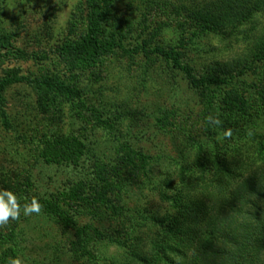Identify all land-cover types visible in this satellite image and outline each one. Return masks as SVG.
<instances>
[{"label": "trees", "instance_id": "1", "mask_svg": "<svg viewBox=\"0 0 264 264\" xmlns=\"http://www.w3.org/2000/svg\"><path fill=\"white\" fill-rule=\"evenodd\" d=\"M115 1L92 0L86 10L85 31L57 47L63 59L71 69L83 72L91 71L118 49L140 54L147 60V68L158 63L186 82V88L200 98V119L198 112L192 117L187 102L181 99L174 108L178 115L174 120L167 117L172 111L155 115L156 129L181 141L176 158L168 161H159L157 147L149 152L139 143L144 138L153 140L154 135L132 138L136 145L115 141V148L105 154L92 146L83 128L73 133L45 128L38 156L49 165L71 171L59 186L43 192L40 183L33 186V180L27 178L17 191L14 188L15 194L22 205L25 198L39 200L40 215L66 232L65 247L75 260L95 264H264V0H206L201 4L176 0L181 2L178 5L169 0H142L145 25L156 21L152 17L155 8H163L170 14L167 17L176 20L179 35L173 42H150L149 37L139 40L137 31L136 44L127 47L123 42L134 37L133 31L128 35L131 19L125 20L127 33L117 30L105 36L102 29L111 19ZM245 24L250 28L241 30ZM208 35L227 40L226 47L233 45V39L244 45L225 62L204 59L196 64L190 52L197 51ZM12 50L10 36L0 33V52ZM215 50L218 45L209 49ZM22 78L13 69L0 75V121L6 128L10 124L5 91ZM33 83L36 110L43 115L51 110L54 120H62V104L67 101L70 106L93 110L87 103L90 88L86 84L67 83L56 75ZM117 112L111 109L112 117L101 119L112 140L117 139L110 136ZM209 116L222 124H210ZM77 118L79 113L73 115L74 126ZM227 129L232 131L230 138L224 136ZM132 198L133 207L129 205ZM80 218L86 219L80 223ZM15 228L0 232L7 245L0 250V264H7L10 257L30 264V252L46 249L62 253V247L47 244L21 245L26 233ZM143 236H147L144 245ZM102 243L117 246L121 256L104 255L99 249ZM32 262L40 264L35 259Z\"/></svg>", "mask_w": 264, "mask_h": 264}, {"label": "rangeland", "instance_id": "2", "mask_svg": "<svg viewBox=\"0 0 264 264\" xmlns=\"http://www.w3.org/2000/svg\"><path fill=\"white\" fill-rule=\"evenodd\" d=\"M141 1L116 0L112 6L111 19L102 26L105 36L116 33L117 30L127 33L125 20L131 19L132 26L128 35L133 31L134 37L124 41V47L128 44L134 46L137 35L139 40L149 37L150 42H173L178 38L176 20L173 16L167 17L170 14L166 9L155 8L152 17L156 21L147 22L145 25L142 20ZM158 1L154 0V3ZM169 1L177 5L181 3L176 0ZM204 1L206 0H197L200 4ZM91 2L92 0H0V33L10 36L15 49L12 52H0V75L13 69L19 77H23L20 81L10 83L5 91L10 127H4L0 121V190L14 192L15 188L17 191L26 183L27 178L33 180V186L40 183L38 188L42 192L44 188L50 189L49 187L59 186L65 181L70 168L49 165L43 157L38 156L43 148L42 133L47 130L45 128L60 129L64 133H73L77 128H83L82 132L88 135L92 146L105 154L115 148L112 145L115 141L122 143L127 140L136 145L137 142H133L132 138L139 136L142 139L147 134L154 135L153 140L144 138L139 143L149 152L155 151L157 147L159 161H168L170 157L176 158L181 141L170 133L161 134L162 131L153 125L155 115L159 116L167 110L173 112V115L167 113L169 119L176 118L178 115L174 108L179 107L178 102L181 99L187 102L186 110H190L192 117H197L198 112L200 119V98L186 88V82L178 74L174 76L172 71L162 68L158 63L147 68V60L140 54H130L118 49L107 55L91 71L80 72L76 68H70L57 47L65 41L77 39L85 31L86 10ZM129 2L130 8L127 6ZM245 25L241 30L250 28V25ZM155 27H158L157 32H153ZM231 43L232 46L226 47L227 40L208 35L200 41L198 50L190 52V55L194 57L196 64L204 59L225 62L235 56L244 45V42L234 39ZM212 45H218V50L210 52ZM54 75L67 83L74 81L80 85L86 84L90 88L86 94L89 98L87 103L93 110L82 105L70 106L71 102L67 101L62 104V120H54L51 110L46 115L39 113L35 106L36 90L33 81ZM111 109H118L110 135L117 138L114 140L108 137L110 129L106 132L104 122L101 121L107 115L112 117ZM77 113L80 118H77L78 124L74 126L73 115ZM100 139L102 140L96 147V141ZM53 181L54 185H51ZM129 205L133 207V198ZM85 219L80 218L79 222L83 223ZM113 226L119 228L116 223ZM14 227L19 232L26 233L21 236L25 239V243L21 245H27V248L32 247L33 243L40 247L43 244L52 248L62 247V253H53L50 249L38 254L30 252V264H33L32 259L40 264L96 263L92 260L70 258L65 247L66 232L40 214L25 216L21 213L18 220L9 221L8 225L0 227V232H12ZM143 237L141 243L144 245L147 243V236ZM102 244L99 249L104 255L121 256L122 250L117 246ZM6 246L4 240L0 239V250H4Z\"/></svg>", "mask_w": 264, "mask_h": 264}, {"label": "clouds", "instance_id": "3", "mask_svg": "<svg viewBox=\"0 0 264 264\" xmlns=\"http://www.w3.org/2000/svg\"><path fill=\"white\" fill-rule=\"evenodd\" d=\"M207 119L212 125L219 126L222 124V121L216 117L209 116ZM231 135V129L225 130V138H230ZM25 200L26 202L22 205L13 191L7 189L0 190V227L8 225L9 221L18 220L21 213L25 216L41 213L42 205L37 198L32 197L30 202L27 201V198ZM7 264H23V261L19 257H10Z\"/></svg>", "mask_w": 264, "mask_h": 264}]
</instances>
